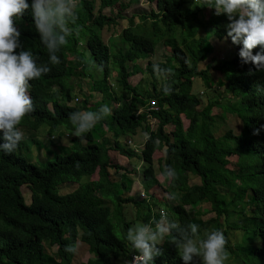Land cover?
Here are the masks:
<instances>
[{"label": "trees", "instance_id": "obj_1", "mask_svg": "<svg viewBox=\"0 0 264 264\" xmlns=\"http://www.w3.org/2000/svg\"><path fill=\"white\" fill-rule=\"evenodd\" d=\"M117 2L101 0L100 10L112 9ZM75 5L78 34L69 37L57 53L59 64H48L47 74L30 81L28 92L33 111L21 124L34 130L46 125L50 133L60 127L73 131L68 117L79 110L67 103L72 101L70 81L75 79L90 80L91 89L102 96L101 102L91 108L86 103L84 111H96L111 102L119 105L107 118L98 121L93 131L74 137L71 147L60 148L52 162H33L28 155L33 142L23 136L13 153L0 152V264H75L76 254L64 251L65 245L73 242L88 246L96 257L86 264H113V258L126 257L131 252L125 238L128 227L135 222L139 226L154 225L160 217L153 214V207L146 200L135 202L130 196L122 199L124 193L119 195L114 189L117 179L110 169L119 167L112 163L109 152L119 151L131 159L130 151L119 141L139 132L149 135L139 180L150 192L151 201L157 200L153 189L162 187L157 180L154 155L166 149L159 172L168 180L166 169H173L175 175L170 181L175 186L171 185L169 190L176 204L165 201L161 206L166 207L174 222L178 226L196 224L201 239L212 230L222 231L226 238L225 264H264V70L241 62V45H234L226 34V16H217L212 9L211 19L196 24L197 14L208 7L193 9L186 6L185 0H158L159 12L151 15V22L142 16L144 24L137 25L136 16L126 20L119 14L112 18L99 13L95 17L93 0H75ZM207 5L211 6L208 2ZM124 20L129 27L123 30ZM14 23L21 33L22 49L31 50L38 63H47L46 49L33 27L30 9ZM147 28L151 30L148 35ZM205 28H213L214 35L234 52L230 59L216 60L217 66L209 67L222 72L231 88L232 97L225 98L226 103L209 99L204 105L193 94L197 78L205 82L208 91L213 88L209 68L198 70V64L211 52L209 43L196 39V32ZM119 30L122 33L115 35ZM178 31L181 41L175 42ZM103 32L114 36L106 41ZM158 44L171 50L167 62L156 64L167 70L163 76L153 71L151 62ZM258 50L259 46L252 50L253 54ZM140 61H148L144 73L151 78L148 80H153L152 91L129 83L131 77L143 71ZM94 62L102 67L97 78L89 72ZM114 72L116 89L111 84ZM165 86L170 89L167 94L163 91ZM57 88L60 93L54 91ZM150 103H155L159 111L148 113ZM214 108L241 119V133L234 136L227 132L223 137H215V118L211 115ZM182 116L189 121L186 130ZM149 118L158 121L156 131L151 130ZM169 125L177 130L167 133ZM258 129L259 134L255 135ZM231 157H237L233 167H229ZM97 169V182H88L73 193H59L58 186L79 182L83 176L91 177ZM189 174L199 176L201 184L190 186ZM131 176L126 172L122 179L126 194ZM25 187L30 192V202L24 196ZM113 202L119 206L117 219H112L107 208ZM122 202H133L146 211L148 207L149 213H139L135 221L127 222L121 214ZM202 202L211 204L215 217L207 221L199 217L192 207ZM189 206L191 209H187ZM221 218L225 220V229ZM116 225L123 230L119 235ZM231 232L233 237L240 235L232 243ZM53 246L58 247L55 255L48 252ZM158 246L159 254L153 264H183L172 234Z\"/></svg>", "mask_w": 264, "mask_h": 264}, {"label": "clouds", "instance_id": "obj_2", "mask_svg": "<svg viewBox=\"0 0 264 264\" xmlns=\"http://www.w3.org/2000/svg\"><path fill=\"white\" fill-rule=\"evenodd\" d=\"M185 1L186 6H189L190 8L201 9V5H203L208 7L207 9H214V14L217 16L221 14L225 15L229 21L226 25L227 37L230 38L234 45H241L238 52L241 62L243 64L251 63L258 71L264 70V0H207V2L211 5L210 7L207 5V2L203 0ZM195 1H197V4ZM29 9L31 11L33 27L39 36L40 43L46 49L47 63H38L31 50L22 49L20 43L21 33L15 26L14 22L22 17ZM205 10L206 9H204V11ZM198 15L199 14H197V17ZM77 19L75 0H30V3L29 0H0V152L3 154L9 155L17 149L20 141L22 140V132L18 125L23 118L33 111L32 98L28 92L30 81L39 79L42 74H47L50 71L48 64L57 65L60 63V58L57 53L68 43L69 37L78 34L79 29L76 26ZM25 24L28 26L27 22H25ZM258 46L260 50L253 54L252 50ZM152 67L154 72L162 76L167 71L164 68H160L156 64H153ZM169 90L168 86L163 88L165 94H167ZM87 96L89 95L85 96L84 102L88 100ZM71 98V102H73L74 98ZM69 103L70 102H68L67 105L72 107ZM118 105L119 104L116 103L115 108H117ZM114 109L110 112V108L107 104H102L96 111H84V109L81 110L77 108L79 111L70 113L68 117L72 125H74L73 131L71 129L66 130L63 127H60L50 133L48 126L44 125V127H46V133L53 136L55 142L54 152L50 160L47 162H52L54 160L55 153H57L60 148L71 147L74 137H81L82 134L90 131L98 121L107 115L109 116ZM159 109L160 108L156 106L155 103H150L147 112H156L159 111ZM60 129H64L66 131L67 137L73 134L70 146L63 145V143L58 144L55 141V139H57L55 132ZM139 133L134 137H123L119 141L120 145L121 141H124V144L121 146L130 151L132 158L138 156L136 151H132L131 149L134 145V140L142 141L143 139L142 136H138ZM254 134L258 135L259 129L255 130ZM109 137H111L110 134ZM148 137L149 135L144 133V138L146 140L142 141V168L144 165L143 151ZM64 138L65 136L61 138L60 141H63ZM42 146L43 145L39 142V150L43 148ZM110 152H116L120 157L124 156L119 151L117 152L111 150ZM110 152L109 155L111 157ZM126 158L129 162L132 159L128 157ZM131 166L133 168L131 170H126V172L135 175V177L139 180V175L142 174V169L139 171L136 166H133L132 164ZM111 169L114 168L111 167ZM96 173L99 177L98 169L91 177H93ZM166 175L169 178L174 177L175 174L173 169H166ZM91 177L83 176L81 181H73L66 183L65 185L74 184V186H77V189L73 192H76L86 183L97 182L99 180L98 178L97 180L86 181ZM65 185L58 186L59 193L60 188ZM116 185L117 183L115 186ZM145 191L149 196L150 192L146 189ZM28 193L30 192L28 191ZM120 193L121 192H118L119 195ZM120 197L122 199L124 198L123 195ZM142 200L146 199L144 198ZM126 203H121V211H124V205ZM108 205L109 207L107 208H109L112 217L113 211L114 213H117L118 209L116 208L119 206L114 202L109 203ZM149 205L152 207L154 206V204L150 202ZM164 208L166 207L162 206V210ZM138 212L142 215L146 211ZM119 213L118 217L120 216ZM153 214L160 216L159 219L155 221L154 225L146 223L143 226H129L127 229L125 238L131 247V252L126 255L129 259V264H153L154 257L159 254L158 245L162 244L164 240L160 244L159 241L168 234H172L173 244L180 259L183 261V264H192L194 257H199L201 264H225L227 259V251L225 247L226 238L222 231L212 230L207 232L205 237L201 239L197 236L198 226L196 224L189 223L187 226H178V224L174 222V217L171 214L170 216L173 221L166 217L164 211H161L160 214L154 210ZM136 216L138 217L140 215L138 214ZM136 219L137 218L133 221ZM78 249V242H73L72 244L65 245L64 251L66 253L76 254ZM129 254L132 256H128ZM114 260H116V258H113L112 262H114Z\"/></svg>", "mask_w": 264, "mask_h": 264}, {"label": "rangeland", "instance_id": "obj_3", "mask_svg": "<svg viewBox=\"0 0 264 264\" xmlns=\"http://www.w3.org/2000/svg\"><path fill=\"white\" fill-rule=\"evenodd\" d=\"M195 3L197 4V1H195ZM93 6H94L95 17H98L99 13H102V15H105L107 17H112V18L116 17L119 14L123 18H126V20L131 19L133 16H136L134 20L137 23V25L144 24V21H142L141 19L142 16L147 17L148 18L147 21L148 23H150L152 19L151 15H153V13L159 12L158 11V0H119V2H117L116 5L112 7V9L105 8L104 10H100L101 0H93ZM212 16H213V10L206 9L204 12L200 13L197 18H200L199 22L205 23L210 18H212ZM126 20L121 22L122 23L121 27L123 30L129 27V23ZM122 31L119 30L115 35H119L120 33H122ZM150 33H151L150 28H147L145 31V34L148 35ZM179 34H181L180 31H178L177 36H176V40L178 41L174 40L175 42L181 41V36L179 39ZM103 36L105 40L107 41L114 35L103 32ZM196 39H202V41L206 44L209 43L210 49H211V52L207 56L206 60L198 64L199 71H204L205 69L209 68L211 65L216 67L217 66V63L215 62L216 60L222 61L224 59H230L233 55V51L230 49V46L226 44L225 42L220 41L214 35L213 28H205V29L199 30L198 32H196ZM170 55H171V50L169 46H166V45L164 46V44H158L155 55L151 58V62L153 64L165 63L167 62ZM147 62L148 61L139 62V66L142 68L143 71L139 72L138 75L131 77L129 79V83L133 87L138 86V85L143 86V87L145 86L147 88L149 87V90L152 91V81L153 80H148L151 78L147 77L146 74L144 73ZM91 66L92 67L90 68L89 72L91 73L92 77L97 78V76H101L102 67L96 65V62L92 63ZM208 71L213 81L212 90L208 91L205 82L201 78H197L194 82L193 94L195 96H199L200 99L203 101L204 105L207 104V100L209 99H213L214 101L218 99L217 101H220L221 103L223 102L226 103L225 98L232 97L231 88L227 85L226 79L223 77L222 72L218 71L215 68H212V69L209 68ZM115 78H116V73L114 72L113 78L111 79L112 80L111 84L114 85L116 89L117 85L114 83ZM90 82L91 81L87 79L85 80V82L84 80H81L80 82L79 79L70 81V86L73 89L71 92V97H73L74 100L73 102H70L69 104L72 107H76L82 110L84 109L86 103H87V107L90 108L91 106H94L98 101H101L102 96L98 94L97 92H94L91 89ZM78 83L82 84L81 87L78 85ZM54 91L60 93L59 88L55 89ZM118 93H119V90H118ZM86 95H89L90 97L88 102H84V98ZM108 107L110 108V112H111L116 107V103L111 102V104H109ZM211 115L215 118V124L212 127L215 137L217 138L223 137L227 132H231L234 136H237L238 134L241 133L243 126H242L241 119H239L238 117L228 114L227 112L224 113L218 108H214L211 112ZM107 117L108 115L105 118ZM182 120H183L184 130H186L189 127V121L184 116H182ZM149 125L152 131H155L157 129L158 122L153 118L151 119L149 118ZM18 127L22 132V136L27 140L31 139V142H33L32 146L30 145L31 151L28 153V155L31 157V160L33 162L41 161L44 164L47 163V161L50 160L54 152L55 142H54V137L46 133V127L41 126L37 130H34L27 125H23V123L21 124V122L18 125ZM104 129L107 130V127H104ZM91 130H93V128ZM174 130H177V128L174 127L173 125H169L166 127L167 132L174 131ZM55 135L57 137L55 141L58 144L63 143V145H68V146L71 145V139L73 137V134L67 137L66 131L64 129H60L55 132ZM64 136H65L64 140L60 141L61 138H63ZM138 136L143 137L142 141L146 140L144 138V133H139ZM142 141L134 140V145L131 147L132 151H136L138 156L135 158H132L130 162L133 166H136L139 171H141L142 169V160H141V151H142V144H143ZM39 142L43 145L42 146L43 148L41 150H39L38 148ZM123 144H124V141H121V145ZM27 145H29L28 142H27ZM24 151H28V150L24 149ZM110 154H111L113 163L115 165H118L119 167V170L110 169L111 173L117 179V182H116L117 185L114 186V189L116 187V190L118 192L122 191L125 195L126 188H124V185L122 184V179H123L124 174L126 173V170H131L133 167L131 166L129 160L126 157L124 156L120 157L118 156L116 152H110ZM165 156H166V149L157 151L154 155L155 168L158 169L157 180H158L159 185L162 186V187L157 186L153 189L157 200L151 201L150 196L147 195V192L145 191L143 184L141 183V180H138L137 177H135V175L131 176L132 179L130 181L131 183L129 186V190L127 191V194L125 196L123 195V197L127 198L131 196L133 197L135 202L141 201L142 199L145 198L147 203L149 202L155 203L153 207H154V210L157 211V213L159 212L161 214V211H164V213L166 214V217L169 220L173 221L172 217L170 216L169 211L166 208L162 210V206H160L165 201L166 203H169L171 205L176 204L175 199L171 198V193L169 190V187L171 185L175 186V183L174 182L172 183V180L170 181V178L168 179L169 180L168 181L166 176L159 172V168L163 165L161 161L165 158ZM236 160H237V157H231L230 158L231 164L229 167H233L235 165ZM190 175H189L190 186L200 185L201 183L200 177H197L192 174ZM98 178L99 177L96 173L93 177L87 179L86 181H93V180H97ZM76 189H77V186H74V184L65 185L60 188V193L68 194V193L75 191ZM23 192H24V196L26 200L30 202L31 195L28 193V189L26 187L23 188ZM124 206H125L124 211H121V214H124L127 222H132L135 218H137L136 215L139 214L138 211L140 212L146 211L144 207L139 209L138 206H136L135 203L133 202H128ZM192 208L194 209L195 212L196 211L199 212V217L203 221H207L216 216V214L212 212L211 204L209 202L198 203L195 205V207H192ZM187 209H191V206L187 207ZM146 213L147 214L149 213L148 207H147ZM117 217H118V213L116 212L114 213L113 211L112 219H116ZM221 221H223V229H225L226 223H225L224 218H221ZM232 223H234V220H232ZM133 225L139 226V223L135 222V224ZM115 231L119 235L122 233L123 230L121 227H118L116 225ZM165 236L163 237L162 240L159 241V244L164 240ZM239 237H240L239 234H238V238L233 237L232 232H231L229 234L230 243L239 239ZM128 248L129 249L131 248L130 245L128 246ZM57 249H58L57 246H53L52 248H49L48 252H50L52 255H55ZM128 256L131 257L132 255L129 254ZM95 258L96 257L93 254H91V252L89 251L88 246L84 245L83 243H79V249L75 257V264H86L88 261L94 260ZM117 259L118 260H114L113 262L114 264H124V263L129 264V259L127 257L120 256ZM193 260L195 261L196 264L201 263L199 257H194Z\"/></svg>", "mask_w": 264, "mask_h": 264}, {"label": "water", "instance_id": "obj_4", "mask_svg": "<svg viewBox=\"0 0 264 264\" xmlns=\"http://www.w3.org/2000/svg\"><path fill=\"white\" fill-rule=\"evenodd\" d=\"M211 19V18H210ZM199 20H200V18H197V20H195L196 21V24H202L201 22H199ZM207 22V21H206ZM213 127V126H212Z\"/></svg>", "mask_w": 264, "mask_h": 264}]
</instances>
